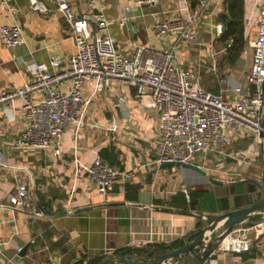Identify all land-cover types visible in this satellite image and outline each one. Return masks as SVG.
Segmentation results:
<instances>
[{
  "label": "crops",
  "instance_id": "1",
  "mask_svg": "<svg viewBox=\"0 0 264 264\" xmlns=\"http://www.w3.org/2000/svg\"><path fill=\"white\" fill-rule=\"evenodd\" d=\"M100 1L111 19L110 28L116 47L126 55L131 53L134 43L169 49L176 36L155 35L153 24L168 18L188 19L195 11L189 0H161L158 5L143 7L138 6L135 0ZM223 1L210 0L196 24L202 38V45L198 47L204 46L195 61L199 66L204 62L212 63L211 49L209 51L208 47L212 43L214 48L217 42V32L220 30L216 29L221 26L218 16L223 10ZM253 1L245 0L247 20ZM48 6L52 9L48 15L34 10L28 0H13V10L0 6V26L17 22L25 31V43L17 47L8 48L0 39V92L31 81L30 64L47 62L52 56H59L66 62L76 52L67 22L60 17L53 4L48 3ZM127 6L131 7L129 12L125 10ZM74 8L78 13H83L85 10H96L98 5L87 0H76ZM124 15L128 16L126 23L121 21ZM255 31L254 26L250 27L246 48L253 40ZM191 46L195 48V45ZM187 47L183 43L179 46L181 56L188 55L186 53L190 48ZM218 60L221 70L233 71V76L239 80H243L252 67V58L246 60L248 68L245 74V70L238 68L241 59L235 66L228 65L222 57H218ZM224 96L227 100L232 97L229 91ZM22 115L20 98L0 104V264H39L49 256L60 257L63 264L78 261L88 264V260L95 257L103 260L116 255L115 251L122 248L132 250L127 255L150 258L135 250L149 244L170 243L196 229L198 212L181 214L174 209L164 210L167 206L156 204V199H167L184 188L167 190L168 193L161 190L162 183L171 180L169 171H175L176 167L159 168L155 151L158 114L154 109L141 105L134 88H117L116 93L96 95L88 112V120L97 122L100 128L85 126L77 130L76 126L68 127L62 137L61 155L19 147L17 139L24 128ZM112 126L115 127L114 131L110 129ZM247 143V136L237 134L227 151L240 154ZM109 145H115L123 168L141 165L129 181L142 185L138 201L125 198L124 182L118 181L110 194L103 197L95 194L83 173L76 177L74 148L79 149L81 162L87 164L100 157L99 150ZM146 162L150 165L143 167ZM19 183H29L36 195L44 198L50 208L48 213L60 214L63 209L73 211L53 219L44 216L32 220L22 211L2 206L9 203L10 196L17 194ZM219 188L223 189L225 185ZM72 191L75 201L67 205ZM229 197L233 203L234 195L230 193ZM251 202L248 200V203ZM86 206L92 208L74 211ZM251 227L254 245L250 251L224 253L214 248L204 258V252L196 256L201 249L198 248L163 264H264V222ZM33 241L37 244L31 245L26 252L18 251L19 247L24 248Z\"/></svg>",
  "mask_w": 264,
  "mask_h": 264
},
{
  "label": "built area",
  "instance_id": "2",
  "mask_svg": "<svg viewBox=\"0 0 264 264\" xmlns=\"http://www.w3.org/2000/svg\"><path fill=\"white\" fill-rule=\"evenodd\" d=\"M28 1L34 10L44 15L52 12L48 3L55 6L71 30L76 52L66 62L59 56H52L47 62L30 64L31 81L0 92V104L14 98L22 101L24 128L17 139L20 148L46 150L61 155L62 137L68 127L76 126L77 130L85 126L100 128L97 122L88 120V112L96 95L116 93L117 88L130 87L136 90L142 106L152 108L158 114V137L155 141L158 165L167 161L193 163L225 182L245 178L244 171L262 167L264 0L253 1L249 18L245 20L247 34L252 26L256 30L250 43L251 70L244 80L222 88L221 93L204 88L199 77L183 65L179 53L182 43L188 46L202 45L196 24L210 0H197V7L188 19L168 18L153 24L155 35L176 36L169 49L134 43L129 55L117 49L111 33V19L100 0H87L98 5V8L83 13L75 10L76 0ZM135 3L140 7L155 6L161 0H135ZM12 4L13 0H0V6L8 10H13ZM125 10L129 12L131 7L127 6ZM127 20V15L121 18L122 23ZM24 33L23 26L17 22L0 26V39L8 48L25 43ZM231 44L228 43L220 52H225ZM210 49L212 63L206 69L216 74L220 83L227 84L228 78L224 77L219 65V51L213 48L212 43ZM244 53H247L246 48ZM227 91L231 92L230 100L224 96ZM110 129L114 131L115 127ZM237 134H244L248 138L247 146L240 154L226 149ZM212 155L217 159H221L222 155L232 158L236 166L228 169L207 168ZM149 165V162L143 163V167ZM73 166L76 177L83 173L95 194L107 197L118 181L129 182L141 165L121 168L101 157L86 164L81 162L79 149L74 148ZM183 190L188 193L187 189ZM74 201L72 191L67 205ZM2 206L22 211L32 220L45 216V211L38 204V196L29 183H19L17 194L10 196L9 203ZM211 237H205V242ZM253 245L252 227L240 225L218 243L216 250L242 253L250 251ZM22 250L23 247L18 248L19 252ZM39 264L63 263L60 257L49 256Z\"/></svg>",
  "mask_w": 264,
  "mask_h": 264
},
{
  "label": "trees",
  "instance_id": "3",
  "mask_svg": "<svg viewBox=\"0 0 264 264\" xmlns=\"http://www.w3.org/2000/svg\"><path fill=\"white\" fill-rule=\"evenodd\" d=\"M191 7L195 10L197 7V0H189ZM246 20V4L245 0H224L223 10L219 13L218 22L222 27L219 32L217 41L221 45L226 46L228 43H232L227 48L223 55L224 61L230 65L235 66L238 61L243 57L245 48L248 41V34L245 28ZM99 155L102 159L108 161L111 165L119 166L118 151L115 145H109L102 147L99 150ZM224 186V185H223ZM212 187L216 189H222L218 185L212 184ZM142 188L138 183H125V198L132 201H138L139 191ZM215 188L197 186L190 187L188 193L184 190H179L175 194L171 195L167 199H156V204L173 208L175 211L181 214H192L193 212L201 213H220L230 209L241 207L248 204V194L254 193L259 190V187L254 182H246L241 184H225L226 191L224 193H217ZM234 195V202L232 203L229 194ZM38 195V204L46 212H50V208L45 203L43 197ZM250 202V201H249ZM234 204V207L232 206ZM203 224L200 218H198L196 229L183 236L173 240L170 243H156L149 244L145 248H137L135 251L143 253L146 256H152L154 252H167L170 249L178 248L189 242L202 233ZM216 244L214 248H217ZM204 252L203 257L206 258L210 255L213 249ZM132 252L129 248H122L115 251L116 255H127ZM101 257H95L88 260V264H98L101 261ZM75 264H84L83 261H78Z\"/></svg>",
  "mask_w": 264,
  "mask_h": 264
},
{
  "label": "water",
  "instance_id": "4",
  "mask_svg": "<svg viewBox=\"0 0 264 264\" xmlns=\"http://www.w3.org/2000/svg\"><path fill=\"white\" fill-rule=\"evenodd\" d=\"M218 30H222L219 26ZM261 160H262V176L261 180L254 178H242L239 180L226 183L224 180L217 179L213 176H208V172L203 168L193 163H184L180 161H167L159 165V168L169 167H182L195 169L201 174L208 176L209 182L214 185L223 186L225 184H241L246 182H254L261 190V197L257 200L245 204L241 207L230 209L220 213H198V217L201 219L203 228L202 233L195 239L186 242L184 245L169 250L167 252H154L150 258L142 255H112L111 257L101 260L98 264H163L167 260L190 254L192 251L201 248L196 254L199 257L203 252L214 248L221 240H223L235 227L253 226L255 223L264 222V143L260 144ZM92 207H79L75 212H82L91 209ZM164 210H173V208L164 207ZM45 211V210H44ZM60 214H50L45 211V216L48 219H53L60 215H66L69 213L68 209H63ZM212 236L208 242H205V237ZM37 242H29L23 248V253L26 252L31 245H35Z\"/></svg>",
  "mask_w": 264,
  "mask_h": 264
},
{
  "label": "rangeland",
  "instance_id": "5",
  "mask_svg": "<svg viewBox=\"0 0 264 264\" xmlns=\"http://www.w3.org/2000/svg\"><path fill=\"white\" fill-rule=\"evenodd\" d=\"M216 41H217V39H216ZM193 47L194 46H189L190 50L188 51V53H186L188 55L182 56L183 64L186 68H190L194 72L195 76L199 77L200 82L204 88H206L207 90L212 91L214 93H221L222 88H227V87L231 86L230 84H232V83L242 81V79L239 80L235 76H233V71L231 73L230 71L223 69L221 71L223 72L224 77L228 78V83L227 84L220 83L219 78L217 77L216 74H214L213 72L207 71L206 67L209 66V63H207V62L201 63L202 64L201 66H199L195 63V61L198 60L199 54L203 50L204 46H199V47L195 46L194 49H193ZM223 47H224V45H221V43L218 41L214 44V49L216 51H219L218 57H222V59H223V55L225 54V52H220V50H222ZM208 48L210 51V47H208ZM246 49L248 52L244 53L243 57L241 58L239 65H238V68H240L241 70H245L244 74L246 73V71H247L246 69L248 68V64H247L246 60L250 61L252 58V46H251V44H249ZM233 77H234V79H233ZM237 80H239V81H237ZM222 156L223 157L221 159H217L212 155L211 159L206 164V167L211 168V169L217 168V167H220V168L227 167L225 169H228L231 166L233 168L236 166V164L234 162H232L233 161L232 158L230 159L224 155H222ZM226 161H229V162H226ZM181 168L176 167L175 171H169L168 177L171 180L169 182L162 183V187H161L162 191H164L165 193H168L167 190L172 191V189L178 190L179 188L180 189L184 188V189H187V191H188L190 187H197V186L212 187V183L209 182V178H208V176H212L211 174H209L208 176H205L195 169H191V168L190 169H181ZM218 175L219 174H216L215 176H218ZM229 176H235V175H229ZM243 176L245 178H254V179L259 181V180H261V176H262V167L259 166L256 168H250L249 170L244 171ZM226 183H229V182H226ZM215 190L219 194L224 193L226 191L225 189H216V188H215ZM260 197H261V190L259 188L258 191L249 194L248 200L249 201H255Z\"/></svg>",
  "mask_w": 264,
  "mask_h": 264
}]
</instances>
